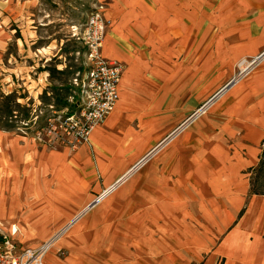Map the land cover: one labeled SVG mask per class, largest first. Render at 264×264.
I'll return each mask as SVG.
<instances>
[{
    "label": "crops",
    "instance_id": "1",
    "mask_svg": "<svg viewBox=\"0 0 264 264\" xmlns=\"http://www.w3.org/2000/svg\"><path fill=\"white\" fill-rule=\"evenodd\" d=\"M30 5L35 7V0H0V14L4 22L14 16L25 20ZM101 10L110 20L102 54L124 64L121 96L104 120L105 129L96 126L94 131L106 132L108 148L122 126V120L115 125V116L124 111L123 99L139 72L143 79L147 73L165 76L168 69H176L182 100L185 85L212 84L216 68L226 69L232 78L234 62L245 59L244 68L264 48V0H106ZM22 78L23 86H31L27 75ZM47 85L45 77L35 80L29 97ZM225 89L209 108L194 112L199 116L190 124L185 126L188 120L182 124L173 159L161 163L160 185L153 181L145 185L159 195L151 189L136 190L132 180L123 182L122 175L116 179L114 185H121L113 192L110 240H144L146 259L153 258L152 245L161 244L163 249H176L175 257L186 264H264V195L250 191V171L259 162L264 142V60L254 62ZM177 116H184L181 109ZM20 138L13 137V145L15 140L23 145ZM0 160L4 162V145ZM41 174L39 166L32 175L38 197L47 196L50 203L68 195L71 174L55 176L63 186L59 190L51 186L56 181L51 177L46 179L47 189H41ZM20 192L12 189L13 198L8 200L0 188V218L9 226L14 225L11 213L18 210ZM140 212L146 215L144 221L136 219ZM12 236L23 240L18 232Z\"/></svg>",
    "mask_w": 264,
    "mask_h": 264
},
{
    "label": "rangeland",
    "instance_id": "2",
    "mask_svg": "<svg viewBox=\"0 0 264 264\" xmlns=\"http://www.w3.org/2000/svg\"><path fill=\"white\" fill-rule=\"evenodd\" d=\"M105 1L35 0V7L29 6L25 20L14 16L4 22V15L0 14V133L3 136L0 146L4 145L0 183L3 199L4 193L5 199L13 198L12 189L21 191L18 210L11 216L19 218L26 228L0 227V234L18 232L23 239L20 241L27 245L54 241L46 264H186L185 260L175 257L176 249H163L161 244L152 245L153 258L146 259L144 240H110L114 235V189L98 202L93 201L121 175L123 182L132 180L131 186L136 190L151 189L159 195L145 185L152 181L160 185L161 163L173 159L182 124L187 120L185 126L190 124L199 116H193L194 112L209 108L222 96L223 90L212 98L231 78L226 69L214 70L212 84L185 85L182 100H178L182 86L177 84L176 69H168L165 76L149 77L147 73L143 79L140 72L136 74L131 93L123 99L124 126L118 133L115 130L118 137L113 136L114 144L105 151H96L90 137L85 146L75 150L45 147L33 139L32 120L35 116L44 118L52 109L57 111L67 106L66 97L71 93L69 83L83 67L80 44L71 36V26L97 7L105 6ZM51 41L48 54L38 53L39 48ZM240 61L234 62L235 76L231 79L242 75ZM24 75L31 86H23ZM40 77L48 79L50 85L30 98L27 92ZM194 97L201 100L194 101ZM179 109L184 114L180 118ZM105 121L96 126L105 129ZM11 133L15 139L21 136L23 145H18L15 139L13 145ZM50 154H55L57 159L49 157ZM39 166L44 184L41 189H47V177L55 180L59 174L72 175L66 182L67 196L49 203L47 196L36 195L32 175L38 173ZM16 175L21 177L16 178ZM59 180L51 182L57 190L63 187ZM120 185L117 183L115 188ZM144 214L138 213L136 219L144 221ZM66 225L69 227L63 233ZM124 232L122 228L121 235ZM50 257L55 261H50Z\"/></svg>",
    "mask_w": 264,
    "mask_h": 264
},
{
    "label": "built area",
    "instance_id": "3",
    "mask_svg": "<svg viewBox=\"0 0 264 264\" xmlns=\"http://www.w3.org/2000/svg\"><path fill=\"white\" fill-rule=\"evenodd\" d=\"M109 23L101 7H97L71 26V36L80 44L83 67L69 83L71 93L66 97L67 106L57 111L52 109L44 118L35 116L32 120L33 139L39 144L75 150L89 141L92 128L101 124L116 105L124 66L119 60L102 54V42ZM260 60H264V49L248 61L240 74ZM244 63L246 60L242 65ZM103 193L93 202H98ZM54 244V241H43L27 245L16 236L1 233L0 264H46V254Z\"/></svg>",
    "mask_w": 264,
    "mask_h": 264
},
{
    "label": "bare ground",
    "instance_id": "4",
    "mask_svg": "<svg viewBox=\"0 0 264 264\" xmlns=\"http://www.w3.org/2000/svg\"><path fill=\"white\" fill-rule=\"evenodd\" d=\"M48 49H50V46H49V45H47V46H43V47L39 48L38 50H39L41 53H43V54H48V53H47ZM244 60H245V59H242V60L240 61L239 66L242 65V63H243ZM225 90H226V89H223L222 92H225ZM115 117H116V119H115V125H117V124H119V122L123 119V112L121 113V112L118 110L117 115H116ZM95 128H96V127H93L92 130L90 131V139H91V142H92V144L95 146V148H96V150H97L98 152L105 151V150H106V145H105L104 142L107 141V137H108V136L106 135V132H105V131L94 133ZM11 137H12V138L14 137L13 133H11ZM115 187H116V185H112V186H109L108 188L104 189V190H103L104 193H103L101 196H99L98 199L101 200V199L105 198V197L107 196V194L109 193V191L112 192L113 189H114ZM0 188H1V185H0ZM101 193H102V192H101ZM15 218H16V217H15ZM15 218H14V219H15ZM12 223H14V225H17V226H18L19 228H21L22 230H26V228H25L24 225L21 223V220H20L19 218H16L15 220H13ZM8 224H9V221H8L6 218H4V217H1V218H0V227H1V228L8 227V226H9ZM67 227H69V225H66V226L64 227V230L62 231L63 233L66 232Z\"/></svg>",
    "mask_w": 264,
    "mask_h": 264
},
{
    "label": "trees",
    "instance_id": "5",
    "mask_svg": "<svg viewBox=\"0 0 264 264\" xmlns=\"http://www.w3.org/2000/svg\"><path fill=\"white\" fill-rule=\"evenodd\" d=\"M250 174V191L252 194H262L264 195V142L262 151L260 154L259 162L256 167H254ZM242 214V210L239 215Z\"/></svg>",
    "mask_w": 264,
    "mask_h": 264
},
{
    "label": "water",
    "instance_id": "6",
    "mask_svg": "<svg viewBox=\"0 0 264 264\" xmlns=\"http://www.w3.org/2000/svg\"><path fill=\"white\" fill-rule=\"evenodd\" d=\"M227 85H228V84L224 85V86H223L218 92H216V93L214 94V96L217 95L221 90L225 89ZM214 96H213V97H214ZM213 97H212V98H213Z\"/></svg>",
    "mask_w": 264,
    "mask_h": 264
}]
</instances>
